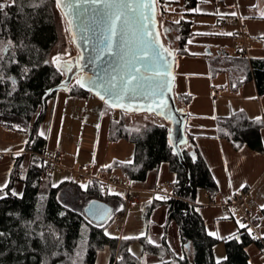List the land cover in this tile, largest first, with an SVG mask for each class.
<instances>
[{"label":"trees","instance_id":"trees-1","mask_svg":"<svg viewBox=\"0 0 264 264\" xmlns=\"http://www.w3.org/2000/svg\"><path fill=\"white\" fill-rule=\"evenodd\" d=\"M54 3V0H17L14 6L5 8L9 14L7 18L0 14V41L3 42L0 44V54L4 55V62L0 64L4 74V82L0 83V126L9 131L28 133L26 150L31 152L22 195L16 197L9 192L6 198L0 199V232L6 233L0 237V264H73V261L76 264H94L97 251L104 246L110 250L109 264H144L142 258L137 259L129 252L133 242L142 246V257L156 256L161 261L158 264H217L213 248L219 242L227 257L226 260L221 259L220 264H249L246 248L252 243L263 253L264 238L261 241L255 240L245 229L240 228L236 232L239 241H220L206 233L203 220L195 210L196 193L203 189L213 196L217 192V185L196 149L194 138L185 132L187 143L181 147L184 163L181 164L168 140V124L145 122L136 128H129L126 114L122 111H118V116L111 121L109 140L130 142L134 147L133 160L131 163L113 162L110 169L124 171L130 182H143L149 171L166 163L169 171L175 175L172 196L163 203L165 215L160 243L152 245L146 236L136 240L107 237L104 229L111 217L94 223L85 216L84 210L60 201L59 194L64 191L67 183L50 187L44 194L41 193V176L46 171L41 157L45 139L38 135L37 127L45 116L47 102L59 91L56 87L63 81L58 67L53 65L49 56L59 39ZM156 3L167 31L165 44L173 50L175 56L188 55V41L194 35L193 18L196 15L183 14L171 20L165 15V2L156 0ZM166 3L194 9L198 0ZM9 40L12 41V47L5 52ZM262 44L264 49V39ZM220 51L214 57H211L212 54L204 55L211 75L226 73L232 93H236L244 83L253 81L257 94H264V59H247L239 43L234 54ZM25 69L28 71L23 75ZM9 77L17 81L14 91ZM66 90L75 97H85L89 93L79 84L70 83ZM9 91H12L11 96L7 95ZM178 95L176 106L184 110L190 102V95ZM14 125H19V128ZM262 130L264 114L260 121L249 118L241 110L216 118L217 138L229 142L235 150L245 146L256 153H262ZM191 151L194 155H190ZM13 182L11 174L8 189H11ZM8 189L5 191L8 192ZM80 192L86 194L89 201L102 199L97 183H89ZM155 207L156 204L152 203L146 215ZM260 216L264 223L262 208ZM170 222H175L178 227L179 241L184 251L182 260L167 245ZM41 232L44 233V240L39 236ZM82 232H85L84 243L80 242ZM187 249H190L189 255L185 252ZM166 255L170 259L162 261Z\"/></svg>","mask_w":264,"mask_h":264},{"label":"crops","instance_id":"crops-1","mask_svg":"<svg viewBox=\"0 0 264 264\" xmlns=\"http://www.w3.org/2000/svg\"><path fill=\"white\" fill-rule=\"evenodd\" d=\"M180 1L163 0L165 2L163 6L165 15L172 19L183 14L196 16L193 18L195 21L194 35L188 41L189 54L175 56L174 59L173 89H176V95L180 93L190 95V102L184 108L185 132L194 138L196 149L205 161L217 185V192L213 196L206 192L205 197L200 194L198 201H196L197 197L195 198V210L203 220L207 234L216 232L219 236L227 237L230 233H236L240 229L237 224V220H240V210L228 206L225 202H228L234 195L244 193V204L246 200H249V208H256L252 209L255 214L247 210L244 204L243 209L260 220L257 233L264 236V223L261 216L256 214L261 209V205H264V151L256 153L245 146L235 150L229 142L217 138L216 133L217 117H225L240 110L244 111L251 119L262 117L264 114V94H257L253 81L244 83L236 93H232L229 89L228 75L222 72L211 75L209 63L204 56L215 51L219 54L221 53L220 50L234 54L239 43L238 32L241 27L247 38L246 58L264 59L262 44L264 39V15H262L264 14V0H198L194 9L166 3ZM233 12L236 13L235 16L231 15ZM224 33H233L234 35L229 36L224 35ZM63 94L65 96H59L56 93L47 102L45 116L37 127V133L39 135L44 123L48 125L47 136L39 135L45 139L44 152L59 151L48 150L46 141L51 135V128L54 129L59 126L56 125V121L58 124L61 122L63 111L71 105V130H77L75 144L70 147L74 153L60 151L62 156L59 158L58 164L45 175L40 187L47 185L49 188L50 186L54 188L50 182L52 171L56 167L64 170L62 173L67 175L66 179L57 185L67 183L61 193L68 191L67 187L71 189L78 187L80 190L77 183L79 180L86 181L85 189L89 183H97L100 186L102 198L100 202L114 207V212L111 207L112 210L108 218L113 219L118 216L120 220V225L116 228L117 234L114 237L106 236L119 240L123 239L124 236L132 237L127 240H136L146 236L149 240L148 228L149 224L152 223L157 225L154 229L155 242L152 245H158L160 237L163 235L162 226L164 222L161 223V219H164L165 215L163 203L172 196L171 187L175 175L169 171L166 163H162L149 171L143 182H130L124 171L110 169L113 162L131 163L133 160L134 147L130 142L109 140L111 121L118 116V111L112 109L116 112L114 114L106 110L101 101L98 98H93L90 92L85 97H75L69 95L65 89ZM49 102H51L50 106L52 107L50 111H48ZM56 112L59 120L54 118ZM139 117L143 116L126 114L125 120L129 128L138 127L129 125V121L133 123L132 120H141ZM94 118L96 123L90 120ZM26 134L9 131L0 126V183L6 180L8 185L11 183V174L16 162L22 168L28 169L31 152L26 150L24 143V141H28ZM261 138L264 149V130L261 131ZM21 149H23L21 155L16 156L15 153L20 152ZM23 155L27 156L25 164ZM88 165L93 166L91 170L86 169ZM113 178L116 179V184L112 183ZM14 183L15 181L12 183L11 189L15 188ZM241 184H245L246 187L241 188ZM259 187L262 188L258 190ZM157 197L161 198L157 199ZM128 200H135L137 204L129 206ZM152 203L156 204V207L150 214L146 215ZM141 206L144 222L142 223L141 219L129 220L131 213L135 216L139 215L137 209ZM121 208L123 210L119 212ZM158 208L164 209V214L159 212V222L158 215L154 216L157 221L152 219L155 210ZM130 210L131 212L128 213ZM210 237L217 239L215 236ZM217 240L221 241L222 239ZM169 242L170 239L167 240L170 251L175 256L181 257L184 251L179 255L177 246H171ZM134 244H138L141 249L139 257L130 252L134 257L142 258L143 261L146 260L145 258L147 261L152 259L149 264L161 262L156 256H153L154 258L152 255L142 257V246L138 242H133L129 249ZM105 247L107 246L97 251L94 264H109L110 250ZM102 252H107L108 255H104ZM185 252L189 255L190 249ZM246 253L251 264H264V252L262 253L255 244L252 243L247 246ZM222 255L225 257L223 252L216 255L213 248L214 258ZM169 259L170 256L166 255L162 261Z\"/></svg>","mask_w":264,"mask_h":264},{"label":"water","instance_id":"water-1","mask_svg":"<svg viewBox=\"0 0 264 264\" xmlns=\"http://www.w3.org/2000/svg\"><path fill=\"white\" fill-rule=\"evenodd\" d=\"M72 2L75 7L72 14L68 16L64 15L65 12L69 11L68 9L57 8L66 21L72 43L79 52V57L76 59L72 58V54L67 55L71 58V64H68L65 77L56 87V90H65L72 78L77 75V79L85 84L82 89L94 94L111 109L128 114H154L162 118L169 125L168 140L170 146L177 154L180 163L184 164L180 147L187 143L184 131L185 113L184 110L178 109L176 106L179 95L174 96L173 94L175 55L173 50L165 44L166 42H163L157 20L156 0H143V3L150 5V7L140 9L136 14H131L134 22L128 26L126 35L111 37V50L106 47L105 43L106 38L109 37L108 19L97 15L99 5L92 4L91 0H72ZM139 11H143L149 17L148 21H144L151 33L148 39L155 41L154 50L161 53L164 58L163 61L152 62L145 58L141 62L134 59L139 55L141 48L139 43L141 29L139 22H136ZM133 63L141 68V72L137 74L138 81L133 82L134 85L138 82L141 88L138 93L129 92L122 99L117 100L108 91L109 82L115 77V83L119 87L121 78H127ZM157 72L162 75H156ZM89 80L95 81L96 86L93 87L89 84ZM160 83L165 85L162 97L157 90V85ZM97 93L103 95L105 99L101 100ZM161 101L162 103H160ZM158 104H160L159 107ZM189 153L194 155L193 151ZM90 209H102L108 215L106 218L97 219L91 216ZM110 213L111 207L98 200L89 201L84 207L85 216L94 223L103 222Z\"/></svg>","mask_w":264,"mask_h":264},{"label":"rangeland","instance_id":"rangeland-1","mask_svg":"<svg viewBox=\"0 0 264 264\" xmlns=\"http://www.w3.org/2000/svg\"><path fill=\"white\" fill-rule=\"evenodd\" d=\"M156 6H157V3H156ZM54 12H55V15H56L55 16L56 17L55 21H56V26H57V30H58L59 39H58V43L52 49V51L49 54V56H50V60L53 63V65L58 67V69L60 71V75H61L62 80H63V78L65 77V73H66V69L64 68V65L65 64H67V65L71 64V58L67 57V55L72 54V58L74 57V58L77 59L79 57V52L77 51V49L75 48L74 44L72 43L71 35H70L69 30H68L66 21H65L63 15L61 14V12L59 11V9L56 7L55 3H54ZM169 19L172 20V18H170V17H169ZM157 20L159 22V28H160V30L162 32L161 35L163 34L162 35L163 42L164 41L166 42L167 41V31L165 29V25L162 23L163 21L160 18V15H159V12H158V7H157ZM216 54H217L216 51L213 52L211 57L216 56ZM54 58H56V59H54ZM71 84H78L77 75L72 78ZM64 92H65V90H59V91H57V94H59V96H65L63 94ZM176 93H177L176 89H173L174 96H176ZM90 95L93 98H97L92 93H90ZM50 103L51 102L48 103V111H50V108L52 110V107L50 106ZM176 105H177V102H176ZM102 106H104L106 108V110H108L109 112H112V113L116 114V112L113 111L109 106H107V105H105L103 103H102ZM91 109H93V108H91ZM125 114H127V113H125ZM132 114H137V113H132ZM138 116H143V117H139V118H141V120L140 119L139 120H132L133 123H131V121H129V125L139 126V125H141V124H143L145 122H152V123H156V124H164L165 123V121L162 118H160V117H158V116H156L154 114L139 113ZM54 118H56V120H59V116H57V112H56ZM90 120H93L96 123V119L95 118L94 119H90ZM56 125H59V126H56V128H54V129L51 128V135H50L48 141H46L47 149L48 150H59V151H62V152L71 151V153L73 154L74 150H72L70 147L73 144H75L76 136H77V130H75V129L71 130V105L67 106V110L65 109L63 111L62 116H61V122L58 124L57 121H56ZM47 129H48V125H46L44 123L42 125V127H41L40 132H44V135L47 136V134H46L47 133ZM26 136H28V133L26 134ZM23 158H24V164H25L26 160H27V156L23 155ZM63 171L61 170V168H57V167L52 171L51 182H50L52 184V186L53 185L57 186L63 179H66L67 175L62 173ZM77 183H78L79 188L81 190L85 189V183H86L85 180H79V181H77ZM14 184H15L14 190L17 193H21L22 194L23 193V188H24V183L23 182H19V181H15ZM55 186H53V187H55ZM70 187H71V185H70ZM261 188L262 187H259L258 190H260ZM48 189H49V187L46 185V187L40 188V191H41V193L44 194ZM67 190L68 191H66V192H68V193H65L64 195H63V193L60 192V194H59V199H61L60 201L63 204H65L67 206H70V207H71V205H75L74 206L75 208L83 211L86 203H88V201H89V197L86 194H81V192H80V190H78V188L75 189L73 187V189H71V188L67 187ZM205 193H206L205 190L199 189L198 192H197V195H196V197H197L196 201H198V198H200V194H202V196L205 197ZM68 194H69V196H68ZM16 197H20V196H16ZM244 198H245V196H244ZM111 207L113 208L112 211L114 212V207L113 206H111ZM244 207L247 210H249L252 214H255L252 209H256V208H251V209L249 208V200L245 201ZM259 210L256 212V214L260 215V211ZM130 212H131V210L128 213H130ZM137 212H139L138 216H135L132 213L130 215L128 214L129 215V220L141 219L142 220L141 222L143 223L144 219H143V208H142V206L139 207V209H137ZM159 212H161V214L162 213L164 214V209H159L158 208V210L157 209L155 210V212H154V214L152 216V219L154 221H157V220H155L154 216L155 215L159 216ZM158 219H159L158 220V222H159L160 221V216H159ZM163 222H164V219L162 218L161 219V223H163ZM119 225H120V220H119L118 216H115L105 226L104 233H105V230H106L109 233V235H107V236L114 237V235L117 234L116 228ZM156 226L157 225H154L152 223L149 224V228L148 229H149V232H150V239L152 241H154V239H155V230L154 229H155ZM144 227H145V225H144ZM168 228H169V230H168V239H170L169 243L171 244V246H177L178 254L180 255L181 252H182V249H181L180 243H179L178 227L175 224V222H170ZM258 230H259V228L257 227L256 228V232H258ZM80 242L81 243L85 242V232L81 233ZM105 248H107V247H105ZM130 249H131V252L135 256H137V257L140 256L141 249H140V246L138 244L132 245ZM214 251H215L216 255L219 254V252H223V254H224V248H223L222 243H216L215 246H214ZM103 254L104 255H108L107 252H105ZM148 257H150V256H148ZM217 257H218V259H220L219 257L222 258L223 255L222 256H217ZM217 257H215V258H217ZM152 258H154V257L152 256ZM145 259L146 260L144 261V264H149L150 261L152 260V259H150L149 261H147V258H145ZM218 259H215V260H218ZM155 262H156V260H155Z\"/></svg>","mask_w":264,"mask_h":264},{"label":"snow or ice","instance_id":"snow-or-ice-1","mask_svg":"<svg viewBox=\"0 0 264 264\" xmlns=\"http://www.w3.org/2000/svg\"><path fill=\"white\" fill-rule=\"evenodd\" d=\"M17 3V0H0V14L3 15V17L7 18L8 17V12L5 11L6 7H12ZM91 3L94 5H99L98 9H97V15L101 18L107 17L108 19V32H109V37L106 38V47L111 50L112 47V43H111V37L112 36H124L126 35V30L128 28V26L134 22L133 20V15L131 14H136L138 12V10L143 9V8H147L150 7V5L143 3V0H91ZM55 4L56 7L63 9H68L69 11L65 12L64 15L68 16L70 14H72V10L74 9V4L72 2V0H55ZM196 11H199V9H196ZM231 15L235 16L236 13L233 12L231 13ZM264 15V14H262ZM149 17L146 16L143 11H139V16L137 17V21L139 22L140 25V38H139V43L141 45L140 48V53L137 57H135L134 59L136 60H140L141 62H143L145 60V58H147V60L152 61V62H157V61H163L164 58L161 55V53L159 51H155L154 50V46H155V41L153 40H149L148 37L151 35V33L149 32L148 29V25L144 23V21H148ZM69 23L71 24V21H69ZM176 23H179V21H176ZM224 35H234L233 33H224ZM177 39H179V37H177ZM3 42L0 41V44H2ZM12 47V41H8L7 43V48L4 49L5 52H7L8 48ZM151 53V55H150ZM15 55V53H13V56ZM169 55H171V53H169ZM9 59L11 60L12 58L9 57ZM56 59V58H54ZM4 62V55L0 54V64H2ZM13 63H15L14 60H12ZM166 63V61H165ZM65 69H68V65L65 64L64 65ZM70 70V69H69ZM27 69L24 70L23 75L27 74ZM141 72V68L139 66H137L135 63H133L132 68L130 70V72L128 73L127 78H121V83L119 85V87L117 86V84L115 83L116 78L113 77L112 80L109 82L108 85V91L111 95H114L117 100L122 99L123 96L129 92L132 93H138L141 85L137 82L135 85L133 82L138 81V76L137 74H139ZM156 75H162L161 73L157 72ZM8 79L11 80V83L13 85V89L12 91L15 90V85L17 83L15 78L9 77ZM4 82V74H3V69L2 67H0V83ZM78 84L81 88L85 87V84L80 82L78 80ZM89 84H91L93 87H95V81L89 80ZM235 87V85H233ZM165 85L163 83H160L157 85V90L159 92V95L162 97L163 96V89H164ZM12 91L7 92L8 96L12 95ZM97 95H100L99 93H97ZM100 99L104 100L105 97L103 95H100ZM162 103V101L160 102ZM160 106V104H158V107ZM164 107H166V105H164ZM242 111V110H241ZM257 121L261 120V117H256L255 118ZM13 127L19 128V125H14ZM40 136L44 135V132H40L39 133ZM25 144L29 143V141H24ZM239 147V145H238ZM23 149H21L20 152L15 153L16 156H20L22 153ZM230 185H231V180H230ZM55 186V185H53ZM241 188L246 187L245 184H241L240 185ZM5 189H8V182L7 180L3 183H0V199H4L6 198V196L9 194L12 196H21V193H17L14 189H8V192L5 191ZM161 197H157V199H159ZM261 208L264 209V205H261ZM90 214L92 217L97 218V219H103L106 218L108 213L103 211L102 209H95V210H89ZM91 223V221H89ZM237 224L239 226V228L241 229H245L246 232L251 236L252 235V228L249 227L247 224L245 223H241L240 220H237ZM101 227H103V224L100 225ZM210 236H215L217 239H222V240H228V239H235L237 241H239L240 237L238 235H236V233H230L229 236L225 237V236H219L217 235L216 232H209L208 233ZM6 235V233L4 232H0V237H4ZM105 235H109V233L105 230ZM39 236L42 240H44V233L41 232L39 233ZM132 237L129 236H124L123 239L127 240V239H131ZM254 239H259V238H264V236L261 237H253ZM57 240L59 239L58 237L56 238ZM45 243H47V241H44ZM148 243L152 244L154 243V241H152L151 239L148 240ZM129 252H131V249H129ZM53 255L55 256L56 253H53ZM79 256V253L77 254ZM180 259H184L183 256L180 257ZM226 260L227 257H223L217 260V264H220V260ZM73 264H76V261H73ZM249 264H251V262H249Z\"/></svg>","mask_w":264,"mask_h":264},{"label":"built area","instance_id":"built-area-1","mask_svg":"<svg viewBox=\"0 0 264 264\" xmlns=\"http://www.w3.org/2000/svg\"><path fill=\"white\" fill-rule=\"evenodd\" d=\"M238 38H239V45L243 51V56L246 57V49H247V38L245 35V32L242 30L240 27V31L238 32ZM62 153L60 151H55L53 153H43L41 155L44 164L46 165V172L41 176V181L47 175L55 165L58 164L59 158H61ZM93 166L88 165L86 166L87 170H91ZM12 177L14 181H19V182H26L27 180V170L22 168L19 165H15L13 167L12 171ZM102 181L105 182L104 179ZM113 184H116L117 181L115 178L112 180ZM172 188V187H171ZM128 205L129 206H135L137 202L135 200H128ZM228 206L235 207L240 210V222L247 224L249 227L252 228L253 232L252 235L253 237H261L259 233H257L255 230L258 227L260 221L257 217H253L248 211L243 209V204H244V193L234 195L233 198H231L228 202H225ZM261 241V238L255 239Z\"/></svg>","mask_w":264,"mask_h":264},{"label":"bare ground","instance_id":"bare-ground-1","mask_svg":"<svg viewBox=\"0 0 264 264\" xmlns=\"http://www.w3.org/2000/svg\"><path fill=\"white\" fill-rule=\"evenodd\" d=\"M163 35V34H162ZM111 207V206H110ZM112 210V209H111ZM249 212V211H248ZM260 221V220H259Z\"/></svg>","mask_w":264,"mask_h":264}]
</instances>
